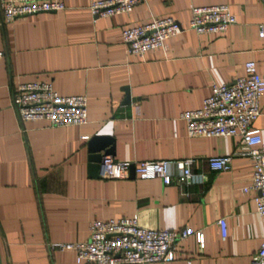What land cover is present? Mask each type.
<instances>
[{
    "label": "crops",
    "instance_id": "crops-1",
    "mask_svg": "<svg viewBox=\"0 0 264 264\" xmlns=\"http://www.w3.org/2000/svg\"><path fill=\"white\" fill-rule=\"evenodd\" d=\"M66 8L3 21L0 10V256L2 264H77L72 250L53 242L89 238L94 220L138 216L149 229L202 231L175 259L150 264H250L264 240L257 212L253 162L240 154L238 136L190 137L183 112L202 107L214 84H230L248 61L264 70V0H143L130 14L95 18L94 0H62ZM227 4L236 23L222 34L189 28L193 6ZM175 18L183 30L166 48L129 55L125 28L152 18ZM50 81L62 95H86L88 122L53 127L21 121L13 105L17 86ZM127 92L130 102L126 103ZM252 124L264 137V94ZM86 137V138H85ZM111 138L118 161L197 159L203 184L164 185L160 178L107 179L90 175L89 142ZM232 156L229 171H211L207 159ZM227 222L222 238L218 221Z\"/></svg>",
    "mask_w": 264,
    "mask_h": 264
},
{
    "label": "built area",
    "instance_id": "built-area-1",
    "mask_svg": "<svg viewBox=\"0 0 264 264\" xmlns=\"http://www.w3.org/2000/svg\"><path fill=\"white\" fill-rule=\"evenodd\" d=\"M143 0H94L90 10L95 18L130 14ZM66 8L62 0H0L3 21ZM189 28L198 34H222L236 23V17L227 4L193 6ZM264 36V24L260 25ZM182 25L168 16L152 18L149 22L125 28L123 43L129 55L143 57L148 51L166 48V41L179 34ZM1 55V53H0ZM212 94L202 107L181 114L190 137L238 136L240 154L253 162V181L243 190L256 192L257 212L264 216V137L252 124L260 116V98L264 94V70L258 72L255 61H248L244 74L230 84H214ZM13 105L21 121L46 120L53 127L83 125L88 122L86 95H62L50 81H29L17 86ZM86 138V137H85ZM232 156L207 159L211 171H229ZM197 159L148 160L137 163L118 161L111 155L102 161L101 175L107 179H126L135 166V175L142 180L160 178L164 185L173 183L188 186L203 184L207 175L194 171ZM223 239L228 235L227 222L218 221ZM195 235L200 249L205 247L202 231L186 227L182 230L149 229L140 226L138 216L109 220H94L89 225V238L78 242H53L52 250H72L77 264H150L175 259L180 241ZM250 264H264V240L253 255Z\"/></svg>",
    "mask_w": 264,
    "mask_h": 264
},
{
    "label": "water",
    "instance_id": "water-1",
    "mask_svg": "<svg viewBox=\"0 0 264 264\" xmlns=\"http://www.w3.org/2000/svg\"><path fill=\"white\" fill-rule=\"evenodd\" d=\"M130 94L127 92L126 103H129ZM90 149V175L92 177L101 176L102 161L105 156L114 155V144L111 138L95 137L89 142ZM131 175L135 176V166L131 168ZM0 264L1 256H0Z\"/></svg>",
    "mask_w": 264,
    "mask_h": 264
}]
</instances>
